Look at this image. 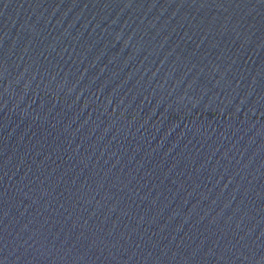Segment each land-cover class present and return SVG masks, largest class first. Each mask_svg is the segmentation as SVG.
I'll use <instances>...</instances> for the list:
<instances>
[{"label":"water","instance_id":"95a60500","mask_svg":"<svg viewBox=\"0 0 264 264\" xmlns=\"http://www.w3.org/2000/svg\"><path fill=\"white\" fill-rule=\"evenodd\" d=\"M0 264H264V0H0Z\"/></svg>","mask_w":264,"mask_h":264}]
</instances>
